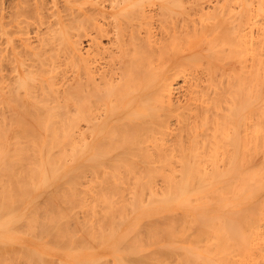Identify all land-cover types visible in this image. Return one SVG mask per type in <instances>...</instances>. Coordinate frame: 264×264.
<instances>
[{
	"label": "bare ground",
	"instance_id": "6f19581e",
	"mask_svg": "<svg viewBox=\"0 0 264 264\" xmlns=\"http://www.w3.org/2000/svg\"><path fill=\"white\" fill-rule=\"evenodd\" d=\"M0 264H264V0H0Z\"/></svg>",
	"mask_w": 264,
	"mask_h": 264
}]
</instances>
